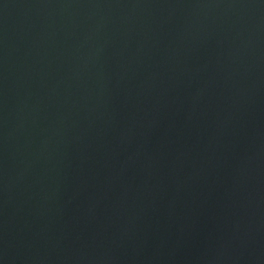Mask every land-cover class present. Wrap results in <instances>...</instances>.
I'll use <instances>...</instances> for the list:
<instances>
[{
	"label": "water",
	"instance_id": "95a60500",
	"mask_svg": "<svg viewBox=\"0 0 264 264\" xmlns=\"http://www.w3.org/2000/svg\"><path fill=\"white\" fill-rule=\"evenodd\" d=\"M0 264H264V0H0Z\"/></svg>",
	"mask_w": 264,
	"mask_h": 264
}]
</instances>
